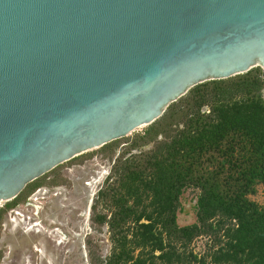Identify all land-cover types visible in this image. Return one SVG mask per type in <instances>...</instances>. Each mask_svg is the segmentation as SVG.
Wrapping results in <instances>:
<instances>
[{
	"label": "water",
	"instance_id": "95a60500",
	"mask_svg": "<svg viewBox=\"0 0 264 264\" xmlns=\"http://www.w3.org/2000/svg\"><path fill=\"white\" fill-rule=\"evenodd\" d=\"M256 68L264 0H0V208Z\"/></svg>",
	"mask_w": 264,
	"mask_h": 264
},
{
	"label": "trees",
	"instance_id": "16d2710c",
	"mask_svg": "<svg viewBox=\"0 0 264 264\" xmlns=\"http://www.w3.org/2000/svg\"><path fill=\"white\" fill-rule=\"evenodd\" d=\"M263 91L261 68L206 82L170 105L143 136L134 135L99 192L111 210L98 220L114 245L106 264H264V206L253 200L260 188L264 193ZM41 179L27 186L28 194ZM189 188L199 191L197 223L181 227V198ZM17 205L1 210L0 221ZM209 234L217 238L207 257L187 251Z\"/></svg>",
	"mask_w": 264,
	"mask_h": 264
},
{
	"label": "rangeland",
	"instance_id": "374dc122",
	"mask_svg": "<svg viewBox=\"0 0 264 264\" xmlns=\"http://www.w3.org/2000/svg\"><path fill=\"white\" fill-rule=\"evenodd\" d=\"M144 131L145 128L137 130L129 136L130 140H122L113 150H94L61 165L41 179V186L32 194L26 188L16 200L3 203L0 211L10 203L18 202V205L5 211L0 221V264H106L114 245L108 226L98 220L110 215L111 210L105 200L99 199V192L119 156L129 151L134 135L143 136ZM152 148L150 145L131 150L127 158ZM198 196L199 191L194 188L183 193L179 226L197 223ZM253 200L264 206L262 188ZM216 238L204 235L187 251L203 259L209 255L214 244L212 239L216 242ZM209 262L208 259L206 264Z\"/></svg>",
	"mask_w": 264,
	"mask_h": 264
},
{
	"label": "built area",
	"instance_id": "2783aa9c",
	"mask_svg": "<svg viewBox=\"0 0 264 264\" xmlns=\"http://www.w3.org/2000/svg\"><path fill=\"white\" fill-rule=\"evenodd\" d=\"M12 219L14 220L15 218H12ZM12 219H10V221H11L12 223H16V220L13 221Z\"/></svg>",
	"mask_w": 264,
	"mask_h": 264
},
{
	"label": "flooded vegetation",
	"instance_id": "af4514ba",
	"mask_svg": "<svg viewBox=\"0 0 264 264\" xmlns=\"http://www.w3.org/2000/svg\"><path fill=\"white\" fill-rule=\"evenodd\" d=\"M24 191H25V190H24ZM24 191H23V192H24ZM19 197H20V196H19ZM36 199L38 200V198H36ZM30 205H31V204H30Z\"/></svg>",
	"mask_w": 264,
	"mask_h": 264
},
{
	"label": "bare ground",
	"instance_id": "6f19581e",
	"mask_svg": "<svg viewBox=\"0 0 264 264\" xmlns=\"http://www.w3.org/2000/svg\"><path fill=\"white\" fill-rule=\"evenodd\" d=\"M36 226V225H35Z\"/></svg>",
	"mask_w": 264,
	"mask_h": 264
}]
</instances>
